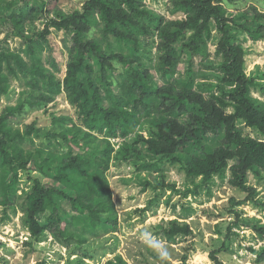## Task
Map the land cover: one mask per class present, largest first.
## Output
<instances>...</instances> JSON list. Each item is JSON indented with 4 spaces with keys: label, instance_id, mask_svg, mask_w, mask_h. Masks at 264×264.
<instances>
[{
    "label": "trees",
    "instance_id": "16d2710c",
    "mask_svg": "<svg viewBox=\"0 0 264 264\" xmlns=\"http://www.w3.org/2000/svg\"><path fill=\"white\" fill-rule=\"evenodd\" d=\"M34 1L38 7L31 5ZM55 1L0 0V17L8 19L14 29L11 34L21 38L19 44L22 45L16 50L11 47L10 35L0 38V104L12 78H24L27 88L14 109L0 112L2 222L10 219V209L16 210L15 201L23 199L22 225L31 238L35 237V242L47 232L68 247L78 242L76 237L81 234L99 237L115 228L116 215L109 212L104 201L103 174L109 167L110 153L94 145L97 141L94 132L127 136L145 112L151 114L154 107L159 115L150 135L151 151L165 158L176 157L191 178L202 177L209 181L215 174L224 176L230 169L234 183L241 190H248V170L255 163L264 166V142L245 136L238 121L243 120L246 125L264 132V103L255 102L249 95L254 79L245 71L244 48L240 42H235L225 15L226 9L239 4V0H172L175 10L186 14L180 21H166L163 15L149 11L142 0H84L82 9L72 13L56 6L51 9L49 6ZM45 10L47 14L54 12L56 18H50L42 31L26 34V24L33 11ZM212 21L222 34L216 49L221 74L217 75L220 92L208 95L205 91L213 87L195 84L193 58L189 59L185 79L170 78L176 72L183 51L194 58L208 56ZM99 22L103 24L106 37L102 44L86 40L84 35V31ZM50 26L75 31L74 52L67 62L64 79L50 71V59L44 63L41 58ZM245 30L255 37L261 33L255 26H247ZM156 31L160 37L158 60L147 64L145 58L149 57L142 49L141 38ZM177 43H181V49ZM89 57L97 59L100 65L98 77L94 75ZM115 64L122 67L119 79L109 73ZM153 70L161 76V83ZM113 84L118 85L117 92ZM61 93L76 108L79 123L40 134L37 122H33L24 132H11L10 115L23 113L26 106H41L53 100L51 95ZM105 99L109 102L107 107L102 103ZM227 99L233 102L234 113L226 112ZM33 136H54L62 147L68 143V153L56 154L52 149L56 147L47 142L37 146ZM27 141L34 145H26ZM33 156L40 174L51 178L54 186H46L40 175H33L28 169ZM155 164L160 165L161 160ZM21 169L26 170L31 186L20 196L17 176ZM61 200L70 204L71 213L77 212L76 215L68 214ZM146 210L147 207L143 212ZM46 211L47 218L41 224L37 216ZM162 229L170 237L182 232L175 227ZM183 231L187 232L188 228ZM26 243L33 245L31 241ZM210 255L218 262L216 252ZM110 264L129 263L119 256Z\"/></svg>",
    "mask_w": 264,
    "mask_h": 264
},
{
    "label": "rangeland",
    "instance_id": "374dc122",
    "mask_svg": "<svg viewBox=\"0 0 264 264\" xmlns=\"http://www.w3.org/2000/svg\"><path fill=\"white\" fill-rule=\"evenodd\" d=\"M239 1V4L228 7L225 15L235 42H240L244 48L245 71L254 79L255 84L251 86L249 95L255 102L264 103V0ZM142 2L149 11L163 15L166 21L186 18L184 12L175 10L172 0ZM83 3L84 0H56L49 7L52 9L56 6L72 13L81 10ZM32 4L38 7L37 1ZM44 12L46 10L41 13L33 11L26 24V34L42 31L50 18H56L54 12ZM260 22L261 26L258 25ZM210 25L212 32L208 40V56L194 58L191 53L183 51L176 72L170 78L185 79L189 59L193 58L195 84L213 87L205 91L208 95L220 92L217 75L221 74L216 49L222 34L214 21ZM247 26H255L260 30V35L255 37L248 33L245 30ZM13 30L8 19L0 17V38L10 35L11 47L17 50L21 38L11 34ZM74 32V28L66 31L50 26V33L43 41L41 58L44 63L50 59L58 65L59 70L52 63L48 67L61 79L65 77L67 62L74 52ZM84 35L86 40H96L99 44L106 41L101 22L84 31ZM141 40L142 49L149 57L145 58L146 63L150 64L153 60L157 62L158 32ZM176 45L181 49V43ZM89 62L94 68V75L98 77L100 65L97 59L89 57ZM121 71V64H115L109 73L119 79ZM153 73L161 83V76L155 70ZM112 88L117 92L118 85L113 84ZM26 90L24 78H12L8 93L1 98L0 112L14 109ZM102 91L106 93L104 88ZM51 97L53 100L45 101L41 106H26L23 113L10 115L11 132H24L33 122H37L40 134L60 131L71 127L73 123H79L76 108L64 93ZM227 102L228 105L224 107L226 112L234 113L233 102L230 99ZM102 103L105 107L109 106L108 99ZM151 111L149 115L145 112L127 136L94 132L97 138L94 145L110 153L109 167L103 174L104 201L109 206V212L116 215V227L99 237L81 234L76 237L79 241L68 247L47 232L35 242V237L31 238L22 225L23 199H18L13 204L16 210H9L10 219L5 223L1 221L0 206V264H110L111 261H117L119 256L129 264H264V166L255 163L248 170V190L245 191L234 183L230 169L224 176L215 174L209 181L202 177H188L176 157L165 158L149 149L154 121L159 115L155 107ZM238 126L245 136L264 142V132L257 127L248 126L243 120L238 121ZM33 137V143L37 146L47 142L56 147H51L56 154L68 153V143L62 147L54 136ZM31 143L27 141L25 144ZM74 150L75 153L79 152L77 148ZM159 160L161 164H155ZM234 161L230 160V165ZM27 166L33 175L41 176L46 186L53 185L51 178L40 174L34 156ZM17 178L20 187L18 194L21 196L24 189L28 190L31 186V180L23 169L18 172ZM60 204L68 208V214L76 215L77 212L71 213V206L65 200H61ZM145 207L147 210L143 212ZM47 214L46 211L37 216L41 224L45 222ZM172 227L182 232L175 237L163 233L162 228ZM184 228H188V231L184 232ZM143 232L166 245L169 252L167 259L161 260L148 247L145 242L147 237L144 240L140 237ZM27 241L33 242V245L27 244ZM213 252H216L218 262L211 259L210 253Z\"/></svg>",
    "mask_w": 264,
    "mask_h": 264
},
{
    "label": "clouds",
    "instance_id": "9594fccd",
    "mask_svg": "<svg viewBox=\"0 0 264 264\" xmlns=\"http://www.w3.org/2000/svg\"><path fill=\"white\" fill-rule=\"evenodd\" d=\"M140 237L142 240L147 237L145 242L147 243L148 247H150L161 260L167 259L169 252L166 245L162 241L151 238L147 232L141 233Z\"/></svg>",
    "mask_w": 264,
    "mask_h": 264
}]
</instances>
